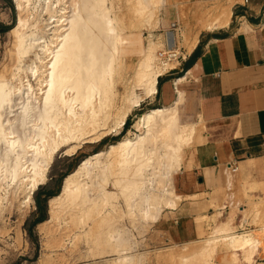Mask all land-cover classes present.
<instances>
[{
  "label": "bare ground",
  "instance_id": "obj_1",
  "mask_svg": "<svg viewBox=\"0 0 264 264\" xmlns=\"http://www.w3.org/2000/svg\"><path fill=\"white\" fill-rule=\"evenodd\" d=\"M167 1L14 0L17 21L7 33L8 55L17 69L6 76V65L0 67V209L9 199L19 209L31 205L56 153L71 156L85 139L99 143L118 133L132 108L157 91L158 77L177 63L175 31L165 32L164 40H148L122 99L117 85L124 76L127 34L155 21ZM226 8L211 14L206 28L228 25L232 12ZM194 42H186V51ZM161 47L165 59L157 54ZM175 106L140 114L138 134L91 154L64 178L61 191L48 199V219L38 225L47 248L63 247L68 235L69 250L82 245L86 257L108 255V264H139L142 255L134 253L138 242L131 228L155 223L164 208L176 207L181 195L173 179L182 150L203 139L195 123H178ZM256 166L264 171V157ZM259 185L262 180L235 190L250 198L247 192ZM252 203L237 225L231 215L222 219L221 212L214 213L218 224L196 249L179 252L177 263L216 264L221 250L229 254L223 264H264L257 261L262 247L257 233L236 231L255 211ZM259 227L264 232V216ZM47 254L39 264L50 261Z\"/></svg>",
  "mask_w": 264,
  "mask_h": 264
},
{
  "label": "crops",
  "instance_id": "obj_2",
  "mask_svg": "<svg viewBox=\"0 0 264 264\" xmlns=\"http://www.w3.org/2000/svg\"><path fill=\"white\" fill-rule=\"evenodd\" d=\"M163 7L166 3L156 13L154 28L165 19L159 21ZM231 12L228 25L203 29L186 40L195 41L190 52H183L177 65L158 77L157 91L147 101L155 108L176 105L179 124L203 126L202 142L191 148L177 173L180 201L166 212L167 218L163 211L156 221L165 222L161 227L174 241L197 236V215L222 209L224 218L233 213L237 225L246 199L235 206L236 213L232 203L215 209L213 192L230 186L231 197L238 195L235 188L261 180L251 171L257 168L256 159L264 157V0H236ZM169 31H179V22H170L164 33ZM218 202L220 196L213 201Z\"/></svg>",
  "mask_w": 264,
  "mask_h": 264
},
{
  "label": "rangeland",
  "instance_id": "obj_3",
  "mask_svg": "<svg viewBox=\"0 0 264 264\" xmlns=\"http://www.w3.org/2000/svg\"><path fill=\"white\" fill-rule=\"evenodd\" d=\"M234 1L236 0H168L166 3V7L161 8L158 14L159 21L161 18H165L166 21L165 19L162 20L161 24H158V26L154 28L153 18L150 24L141 27L136 32V35H130L128 33L127 44L124 46L123 51L124 76L120 80L121 82L117 85L120 98L124 96L126 85H128L130 76L132 75L136 64L142 57L143 47L146 46L149 39L160 38L161 40H164V30L167 29L169 23L174 20L178 21L179 31H176L177 41L179 42L177 46L180 47H177V51L179 52L176 51L177 53H179V57L177 58L178 61L182 57L183 52L187 50V48H185L186 40L190 41L192 37L197 36L199 31L206 29V21L211 17V14H214L216 11L221 10L224 6H227L229 11L231 12V7ZM15 5L16 4L14 0H0V24L9 26L10 29L15 25L17 21L18 11L16 10L17 8ZM7 31L0 33V67L2 64L6 65V76H8V74H10V72L12 71L15 72L17 69V64L13 63V59L8 55V49L11 44V37L8 35ZM165 50V47L158 48L157 54H159L160 51L164 52ZM160 58L165 59L163 56ZM174 65L176 66L177 63H175ZM148 98L149 97H144V99L138 106L132 108V110L126 117L124 125L121 127L118 133L116 131H112L99 143H93L90 142L89 139H87L88 141L85 139L80 143L79 147L76 149V152L71 156L65 155L64 150L56 153L51 165L49 166L45 183L40 185L38 189L33 193V202L31 205L19 209L17 206V202H15L14 200L10 201L9 199L8 203H3V206L0 209V264H18V262L19 264H39V260L42 259L45 253H48L47 255L51 254L49 255L51 259L46 264H108L107 260H110L112 256L105 255V257L102 258L86 257L84 251L85 249L82 247V245H79L76 249H74L75 251L69 250L70 247L67 245L68 235L66 236V238H63V247H57L56 244H54V246L56 247L53 246V248H51L52 246L48 248L47 246H45L46 240L43 234L40 233L38 225L39 223H42L43 221L48 219V199L53 196L47 197L45 201V195L42 193V191L57 192L58 194L61 191L64 178L68 174L73 172V170L80 164L82 160L89 157L95 152L107 149L110 144L115 143L124 137H133L135 133L138 134L135 124L140 114L145 113L150 109H155L153 105H147ZM121 103V100H119L118 106H120ZM197 128L199 131H201L203 126L200 124L197 126ZM193 142V145L190 144L184 147V149L182 150V164L185 160V157L189 155L191 148L200 143V141L197 140H194ZM221 168H223V166ZM179 171L180 169L175 173L173 179L175 192L177 194H180L177 190V173H179ZM65 173L67 174L62 178V175H64ZM251 173L254 177L262 180V185H259V187L252 191L253 193L250 198L242 196L246 199L245 204L243 203V208L245 209L240 210L239 217L241 216L242 212L246 211L250 207L251 201L253 202L252 204L256 203L255 205H253V210H257L256 212L258 213L256 214L255 211H252V213L254 214L251 213L247 216L244 228H241L240 231L246 230L247 228V230H253V232L257 233L254 234L257 239H260V243L262 245L259 251L260 255H258L257 257V261L260 262L264 260V232L260 230L259 227L260 219H262L264 216V171L262 172L258 168H253ZM228 193L232 194L231 189L229 190L224 187L219 189L218 191L213 192L211 197L212 200L214 201L216 200L217 196H220L221 202L213 203V201H211V205L213 206V208L219 209L223 208L224 205L229 206L232 203L233 206L231 207V210L236 213L237 207L235 206H237L239 202H242L241 200L243 198L238 197V195L236 197L235 194L234 196L231 195V198L230 194ZM37 194L38 198L41 201V205L39 208L35 203V197H37ZM227 194L231 198V202L229 201ZM168 210H170V208H164V210L161 211V213L165 211L162 214V217L164 219L168 217L166 214ZM219 211L223 212V210L221 209L215 211L214 213L217 215ZM161 213L159 218L161 217ZM214 213L212 215L204 214L203 216H195L194 221L196 224L197 236L186 242H179L171 239L169 234L164 231L165 229L161 227L165 225V222L162 223V221H160L152 224L150 223L151 225L137 223L136 227H139V229H135V227L131 229L136 237V242H138L136 243L134 253L142 255L140 257L139 264H178V261H176L177 257L175 256H177V254H180L181 252L188 253L196 249V247H198L202 242L200 240H203L206 237V234L208 235L211 232L215 224H218V221H220V219L217 221L215 218L216 215ZM232 214L233 213L231 212L230 215L233 217ZM40 215L43 216L42 221H38ZM223 216H226L225 212L223 213ZM224 217H222V219ZM253 217L254 219H256L255 222L254 220H251L253 219ZM251 221H253V224L251 223ZM142 225L144 227L143 230L140 229V226ZM64 246L66 247V249ZM185 246L187 247V249L185 248ZM51 249L53 251H50ZM228 255V253H225L221 250H219V252L217 251L215 255V263H226L225 260L227 261L229 257Z\"/></svg>",
  "mask_w": 264,
  "mask_h": 264
},
{
  "label": "trees",
  "instance_id": "obj_4",
  "mask_svg": "<svg viewBox=\"0 0 264 264\" xmlns=\"http://www.w3.org/2000/svg\"><path fill=\"white\" fill-rule=\"evenodd\" d=\"M10 27L9 26H6V25H2L0 24V33H3V32H6L7 30H9ZM126 126V124H125ZM67 173H65L64 175H62V178L66 175ZM42 193L45 195L44 197V200L46 201L47 197H50V196H54L57 194V192H50V191H42ZM35 203H36V206L39 208L40 205H41V201L40 199L38 198V194H37V197H35ZM43 219V216L40 215L39 218H38V221H42Z\"/></svg>",
  "mask_w": 264,
  "mask_h": 264
},
{
  "label": "built area",
  "instance_id": "obj_5",
  "mask_svg": "<svg viewBox=\"0 0 264 264\" xmlns=\"http://www.w3.org/2000/svg\"><path fill=\"white\" fill-rule=\"evenodd\" d=\"M243 3H244V4H247V3H248V0H243ZM171 27H172V28H175V27H176V23H172V24H171ZM178 54H179V53H178ZM178 54H177L176 57H175L176 59L179 57ZM161 55H162V53L159 52V56H160V57H161ZM164 55H165V54H163V56H164ZM173 57H174V56H173ZM168 71H169V70H168ZM234 169H236V167H234Z\"/></svg>",
  "mask_w": 264,
  "mask_h": 264
},
{
  "label": "snow or ice",
  "instance_id": "obj_6",
  "mask_svg": "<svg viewBox=\"0 0 264 264\" xmlns=\"http://www.w3.org/2000/svg\"><path fill=\"white\" fill-rule=\"evenodd\" d=\"M18 264H19V262H18Z\"/></svg>",
  "mask_w": 264,
  "mask_h": 264
}]
</instances>
